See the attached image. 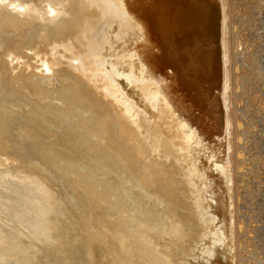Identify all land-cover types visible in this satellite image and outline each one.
Listing matches in <instances>:
<instances>
[{"label":"bare ground","instance_id":"6f19581e","mask_svg":"<svg viewBox=\"0 0 264 264\" xmlns=\"http://www.w3.org/2000/svg\"><path fill=\"white\" fill-rule=\"evenodd\" d=\"M247 3L0 0V264L244 263Z\"/></svg>","mask_w":264,"mask_h":264},{"label":"rangeland","instance_id":"374dc122","mask_svg":"<svg viewBox=\"0 0 264 264\" xmlns=\"http://www.w3.org/2000/svg\"><path fill=\"white\" fill-rule=\"evenodd\" d=\"M247 5L248 6L252 5L254 7V9L249 10L248 16H247L249 28L246 29V34L247 35L249 33L250 34H249V38L246 36L247 40H249L246 42V44L249 43L246 46V69H243V71L245 73L242 72L241 70H240L241 72L240 71L238 72L240 75L242 73L245 75L244 76L242 74L239 78V81L241 80L242 76H244L243 79H245V80H242L241 83H243V84L242 85L240 84L241 86H239V84H238V86H239L238 88H240L239 90L243 91V92H240V91L235 92V94L237 95L236 97L237 98L240 97V100L238 98V100H239L238 103L236 100V104H238V106H236L238 108L236 110L237 111L236 113L239 114V115H237L240 118L239 123L241 124L240 121H243L242 122L243 127H242V125H240L241 128L238 127V136L240 139H238L236 143H237V150H238L237 152L239 154H237L236 152H234L232 154L233 149L231 150L232 152L230 153L231 162L234 160L233 163L231 164L230 169H232L233 165L235 164L233 167L234 171L232 169L230 172V175L232 174V176L233 175L236 176L240 173V175L237 176V178L233 179L234 176L233 177L231 176L232 178H231V182H230V187H232V189L236 187L235 189H233L234 192H236V191L239 192V193L236 192V194L234 193L235 194L234 198L236 197L234 200H236L235 202L238 201L237 202L238 204L236 203V205L238 207V209L236 208V213H237L236 216L237 215L238 216H237V218L234 217V219H233V220H235L234 221L235 223L232 221L233 233L235 235V237H234L235 239L233 240V246H232V254L236 255L235 253L239 249L238 253L239 254L241 253V254L240 255L238 254V256H239V258L242 259V260L240 259V263L244 262L241 264H261V263L263 264L264 263V239H262V238L264 237V231H263L264 230V131H263L264 119H261V118L264 117V109H263L264 104H263V107L260 106V105H262V103L260 104V101L264 102V97H263V95H264V67H263L264 66V59H263V57H264V0H248ZM247 32H249V33H247ZM251 38L252 39L255 38L254 39L255 41L252 40ZM257 39H259L260 41ZM256 40H257V42H256ZM250 41H251V43H250ZM252 43H253L254 47H253V45L250 46V44H252ZM255 44H256V48H255ZM246 80H247V82H246ZM249 82L251 84H249ZM245 84H247V85H245ZM255 84H257V85H255ZM244 85H245V89L249 93L252 92L251 94H248V92L246 90H244V88H243ZM251 85L253 86V89H252ZM255 87H257L259 89H257V88L255 89ZM249 88H251V89H249ZM253 90H254V92H253ZM255 91H257V92H255ZM258 92H259V95H258ZM240 93H241V95H240ZM253 94H254V96H253ZM248 98L249 99L251 98V99L249 100ZM259 98L263 99V100H260ZM252 100L254 101V103H253L254 105L252 104V102H253ZM258 100H259V102H258ZM248 101L249 102L252 101V102L249 103ZM243 102H245V104ZM242 105L243 106L245 105V106L243 107ZM258 106H259V108L261 107L262 109L261 108L259 109ZM245 107L249 108V110L245 109ZM243 109L245 110V112ZM240 111H241V113H240ZM254 111H256V112H254ZM242 112H244V113L242 114ZM257 114H258V116H257ZM244 116H246L247 118ZM253 118H254V120H253ZM255 118H257V119H255ZM244 120L246 121L247 124L244 123L245 122ZM244 125L245 126L247 125V126L245 127ZM243 130L247 133H245ZM259 131H263V132H261L263 134L261 135V133ZM244 133L245 134L249 133L250 136H247ZM243 137L245 138L244 140L241 139ZM246 138H247V140H246ZM239 140L240 141L242 140V141L240 142ZM241 144H242V146H241ZM244 148H245V151H243ZM243 152L244 153L247 152L246 155ZM231 155H233V156H231ZM233 157H234V159H233ZM239 160L240 161L242 160V161L240 162ZM243 161H245V162L243 163ZM235 162H237V163H235ZM241 163L243 165H241ZM242 167L244 169H241ZM241 170H243L245 173H243V171H241ZM236 171L238 172V174L236 173ZM234 173H236V174H234ZM235 179H236V182L234 181ZM236 195L237 196L239 195L238 200H237ZM239 205H240V207H239ZM241 210H242V213H240ZM240 217H241V219H240ZM236 220H238L237 221L238 223H236ZM236 225H237V227H236ZM234 229L237 232H235ZM241 232H242V234H240ZM238 233L240 234V236H238L239 235ZM237 238H240V239H238L239 241L237 240ZM240 240H242L243 243ZM241 243L243 246L241 245ZM244 243H246V244H244ZM234 245L237 248L238 247L239 248L238 249L236 248L237 250L234 249L233 248ZM242 249L244 252L243 254H242ZM233 250H235V251L233 252ZM259 261H260V263H259Z\"/></svg>","mask_w":264,"mask_h":264}]
</instances>
